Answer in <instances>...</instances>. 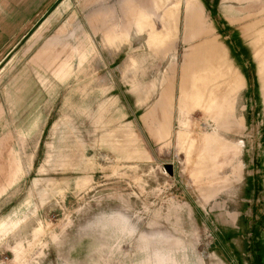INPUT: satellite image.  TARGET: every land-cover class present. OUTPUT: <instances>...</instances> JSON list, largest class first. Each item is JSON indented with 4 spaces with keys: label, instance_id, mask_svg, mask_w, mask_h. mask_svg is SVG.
<instances>
[{
    "label": "rangeland",
    "instance_id": "rangeland-1",
    "mask_svg": "<svg viewBox=\"0 0 264 264\" xmlns=\"http://www.w3.org/2000/svg\"><path fill=\"white\" fill-rule=\"evenodd\" d=\"M150 6L176 28L136 17L97 51L111 35L52 44L47 23L0 61V264H264V0Z\"/></svg>",
    "mask_w": 264,
    "mask_h": 264
},
{
    "label": "crops",
    "instance_id": "crops-1",
    "mask_svg": "<svg viewBox=\"0 0 264 264\" xmlns=\"http://www.w3.org/2000/svg\"><path fill=\"white\" fill-rule=\"evenodd\" d=\"M154 1L157 0H79L80 6L82 3V11L79 14L70 13L63 16L59 14L62 11L60 9L64 5L70 6L73 0H0V61L6 58V55L24 38L32 32L36 34L42 28L41 25L47 23H49L48 29L52 32L49 38L52 44L55 39L69 38L71 31L72 36L73 33L79 34V32L86 37L111 35L113 48L103 39L106 46L101 49L95 47L97 51L120 50L124 38L121 34H129V39L125 38L126 40H136L138 36L136 17L162 16L169 13L172 15L169 26L175 29L178 17L173 15V9L151 7L150 2L154 4ZM228 33L227 47L231 53L229 56L231 64L241 76L242 88L251 90L255 63L250 55V49L241 34H235L233 29ZM92 39L94 45L99 44V39ZM107 40L110 42L109 38ZM85 43L89 42L85 41ZM119 44L120 46H117ZM156 103L151 105L150 114L146 115L153 128L158 127L162 115ZM165 112L169 116V125H171L174 121L172 103L166 105Z\"/></svg>",
    "mask_w": 264,
    "mask_h": 264
},
{
    "label": "water",
    "instance_id": "water-1",
    "mask_svg": "<svg viewBox=\"0 0 264 264\" xmlns=\"http://www.w3.org/2000/svg\"><path fill=\"white\" fill-rule=\"evenodd\" d=\"M164 168H165V170H167V172H169L170 174H172L173 170H172V166H171L170 163L164 164Z\"/></svg>",
    "mask_w": 264,
    "mask_h": 264
}]
</instances>
